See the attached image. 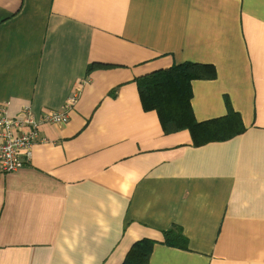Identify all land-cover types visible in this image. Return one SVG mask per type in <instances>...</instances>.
Segmentation results:
<instances>
[{
	"label": "crops",
	"instance_id": "crops-1",
	"mask_svg": "<svg viewBox=\"0 0 264 264\" xmlns=\"http://www.w3.org/2000/svg\"><path fill=\"white\" fill-rule=\"evenodd\" d=\"M185 62L216 72L191 82L195 120L228 100L245 132L195 147L143 111L136 79ZM74 93L0 177V264H123L143 239L148 264H264V0H0L7 116Z\"/></svg>",
	"mask_w": 264,
	"mask_h": 264
},
{
	"label": "trees",
	"instance_id": "trees-1",
	"mask_svg": "<svg viewBox=\"0 0 264 264\" xmlns=\"http://www.w3.org/2000/svg\"><path fill=\"white\" fill-rule=\"evenodd\" d=\"M215 77L213 67L190 62L144 75L136 79L141 107L144 112H156L161 130L165 134L188 130L195 147L230 140L245 132V127L240 115L234 113L228 100L224 101L227 106L224 117L202 123L195 120L191 109V82L213 80ZM162 235L163 245L186 249L187 240L178 226L163 231ZM155 243L148 239L136 242L123 264H148Z\"/></svg>",
	"mask_w": 264,
	"mask_h": 264
},
{
	"label": "built area",
	"instance_id": "built-area-1",
	"mask_svg": "<svg viewBox=\"0 0 264 264\" xmlns=\"http://www.w3.org/2000/svg\"><path fill=\"white\" fill-rule=\"evenodd\" d=\"M77 96V93L72 94L61 111L43 112L38 120L28 106L22 109L17 118L8 117L5 107L0 106V177L27 164L31 146L37 141L38 123L67 122V112L75 104Z\"/></svg>",
	"mask_w": 264,
	"mask_h": 264
}]
</instances>
